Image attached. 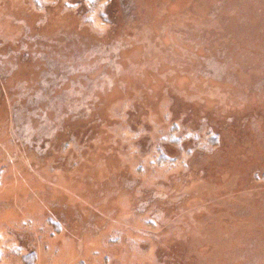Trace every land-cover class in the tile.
Masks as SVG:
<instances>
[{"label": "rangeland", "instance_id": "374dc122", "mask_svg": "<svg viewBox=\"0 0 264 264\" xmlns=\"http://www.w3.org/2000/svg\"><path fill=\"white\" fill-rule=\"evenodd\" d=\"M0 264H264V0H0Z\"/></svg>", "mask_w": 264, "mask_h": 264}]
</instances>
